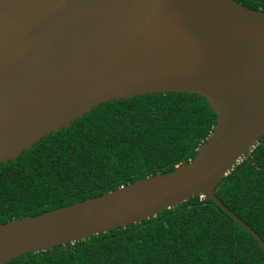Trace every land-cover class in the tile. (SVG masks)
I'll return each mask as SVG.
<instances>
[{"label":"water","instance_id":"water-1","mask_svg":"<svg viewBox=\"0 0 264 264\" xmlns=\"http://www.w3.org/2000/svg\"><path fill=\"white\" fill-rule=\"evenodd\" d=\"M204 97L216 124L172 172L0 224V264L209 198L264 137V12L235 0H0V164L99 104Z\"/></svg>","mask_w":264,"mask_h":264},{"label":"trees","instance_id":"trees-1","mask_svg":"<svg viewBox=\"0 0 264 264\" xmlns=\"http://www.w3.org/2000/svg\"><path fill=\"white\" fill-rule=\"evenodd\" d=\"M264 12V0H235ZM216 114L198 94L99 104L0 164V224L95 198L192 160ZM264 242V137L215 188ZM5 264H264L258 241L215 202L194 197L125 228Z\"/></svg>","mask_w":264,"mask_h":264}]
</instances>
